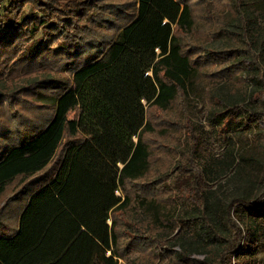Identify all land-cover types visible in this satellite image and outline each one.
<instances>
[{
	"label": "trees",
	"instance_id": "obj_1",
	"mask_svg": "<svg viewBox=\"0 0 264 264\" xmlns=\"http://www.w3.org/2000/svg\"><path fill=\"white\" fill-rule=\"evenodd\" d=\"M24 1L10 0L12 4ZM30 2L49 18L40 26L53 34L55 53L74 48L76 56L83 46L70 19L68 5L75 7L70 4L73 1L67 0L64 6L54 0ZM251 4L252 0H230L233 15L223 18L214 38L231 26L239 28L241 36L245 29H255L248 13ZM132 6L105 46L99 48L97 41L92 46L96 51L65 63L71 82H49L53 91L45 94L48 103H43L50 106L51 114L27 125L20 123L25 129L0 131V197L13 186L0 206V264H118L120 234L112 214L129 203L127 195L122 200L117 192L149 170L150 152L143 134L153 128L146 107L167 110L177 97L185 99L198 69L181 42V34L190 33L196 25L190 0H133ZM37 26L27 25L23 32L6 23L0 50L8 51L19 40L36 49ZM221 57L227 62L221 72L229 78L237 67L238 80L255 86L251 100L264 104V68L249 44L225 49ZM244 68L247 73L241 75ZM217 103L221 110L211 113L222 130L248 131L252 126L248 123L259 118L256 141L264 152V110L254 115L245 111L247 122H243L239 103ZM70 112H74L71 117ZM198 140L197 148L191 146L185 154L187 164H181L173 181L181 191L180 205L204 208V183L184 175L200 155ZM245 197L231 198L218 211L223 236L214 259L190 257L202 243H184L182 249L190 253L176 251L183 264H254L244 257L259 246L253 222L264 221V192ZM140 205L158 211L154 198L141 199ZM178 220L181 230L191 229L190 221ZM204 226L208 224L201 225L202 231Z\"/></svg>",
	"mask_w": 264,
	"mask_h": 264
},
{
	"label": "rangeland",
	"instance_id": "obj_2",
	"mask_svg": "<svg viewBox=\"0 0 264 264\" xmlns=\"http://www.w3.org/2000/svg\"><path fill=\"white\" fill-rule=\"evenodd\" d=\"M30 1L15 4L10 0L0 1V34L6 29V23L19 26L23 32L27 25H38L33 40L39 43L33 49L28 42L19 40L8 51L0 50V131L25 129L27 126L20 123L27 125L51 114L50 106L43 103H48L45 94L51 95L53 91L49 82H71L69 66L65 63L77 62L96 51L92 46L97 41H100L99 48L105 46L106 41L115 37L122 16L133 8V0H72L70 4L75 7L68 5L72 10L70 19L76 23V40L83 46L75 56L74 48L55 53L53 34L40 26L43 19L49 18L38 13ZM54 1L60 6L67 4V0ZM86 1L94 7L87 6ZM190 4L196 25L190 33L180 34L182 48L197 63V73L188 85L185 99L177 97L167 110L146 107V118L153 128L143 134L149 146V170L143 178L127 181L122 191L117 192L122 200L127 195L129 203L122 211L112 214L120 234L118 264H183L176 251L189 254L188 248L182 249V245L194 242L202 244L190 257L213 260L223 236L218 211L237 195L252 199L264 192V152L256 141L259 118L248 123L252 124L248 131H231L222 130L211 113L221 110L217 101L223 105V100L239 103L243 122H247L245 111L254 115L264 110L263 102H253L250 98L254 84L238 80L237 67L233 68L231 79L221 72L227 64L221 57L224 50L245 48L246 44L264 68V0H252V10L248 9L255 29L254 26L245 29V36H241L240 29L231 26L217 38L213 34L219 31L221 21L233 13L230 0H190ZM246 73L244 68L241 75ZM73 114L70 112L68 116ZM192 136L199 139L200 155L189 164L191 170H186L184 175L204 183V208L180 205L181 191L173 181L181 164L185 161L187 164V151L191 146L197 148L196 138L193 140ZM66 140L67 136L62 143ZM12 191L11 185L0 197V206ZM152 198L158 203V211L140 205L141 199L148 202ZM178 218L190 221L191 229L181 230ZM204 223L208 224L204 226L206 231H202ZM253 225L259 246L244 259L264 264V221L256 219Z\"/></svg>",
	"mask_w": 264,
	"mask_h": 264
},
{
	"label": "built area",
	"instance_id": "obj_3",
	"mask_svg": "<svg viewBox=\"0 0 264 264\" xmlns=\"http://www.w3.org/2000/svg\"><path fill=\"white\" fill-rule=\"evenodd\" d=\"M0 8H1V3H0Z\"/></svg>",
	"mask_w": 264,
	"mask_h": 264
}]
</instances>
